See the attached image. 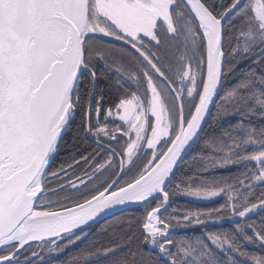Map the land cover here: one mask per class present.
<instances>
[{
    "label": "snow or ice",
    "instance_id": "6c2138e0",
    "mask_svg": "<svg viewBox=\"0 0 264 264\" xmlns=\"http://www.w3.org/2000/svg\"><path fill=\"white\" fill-rule=\"evenodd\" d=\"M0 264H264V0H0Z\"/></svg>",
    "mask_w": 264,
    "mask_h": 264
},
{
    "label": "trees",
    "instance_id": "16d2710c",
    "mask_svg": "<svg viewBox=\"0 0 264 264\" xmlns=\"http://www.w3.org/2000/svg\"><path fill=\"white\" fill-rule=\"evenodd\" d=\"M178 200H180V201H184L185 198L180 197V198H178ZM187 206H188V207H195V206H197V205H196L195 203H190V204H188Z\"/></svg>",
    "mask_w": 264,
    "mask_h": 264
}]
</instances>
